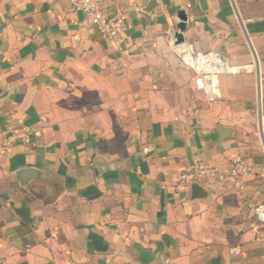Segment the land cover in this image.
Listing matches in <instances>:
<instances>
[{"label": "crops", "instance_id": "obj_1", "mask_svg": "<svg viewBox=\"0 0 264 264\" xmlns=\"http://www.w3.org/2000/svg\"><path fill=\"white\" fill-rule=\"evenodd\" d=\"M102 2L121 51L69 0H0V264H264V0ZM179 11L187 44L246 68L217 102L173 48ZM201 163L226 175L194 200L177 180Z\"/></svg>", "mask_w": 264, "mask_h": 264}, {"label": "built area", "instance_id": "obj_2", "mask_svg": "<svg viewBox=\"0 0 264 264\" xmlns=\"http://www.w3.org/2000/svg\"><path fill=\"white\" fill-rule=\"evenodd\" d=\"M69 3L85 15V20L81 24L84 28L92 27L96 29L104 40L113 44L115 49L122 50L125 42L122 19H111L104 11L102 0H69ZM184 45L186 46L183 53H181L179 48L176 47ZM173 48L180 58L182 67L193 72L196 90L202 92L209 103L221 99L219 80L222 76H238L246 71V68L233 65L228 58L217 52L201 53L187 43L182 45L173 43ZM256 74L258 77L257 88L261 100V84L264 78H261L258 71ZM31 134L30 129L12 132L2 139L1 146L4 150H8L19 139L27 141ZM39 134L34 132L36 136H39ZM253 172V166L244 158L238 157L232 161L229 175L236 182L243 183L244 179ZM258 174L264 179V166L259 169ZM225 175L219 169L201 163L183 170L177 182L180 187L191 188L195 183L202 185L203 183L224 179ZM253 217L256 220L254 230L260 234V231L264 228V202L254 207ZM235 254L239 255L240 251H235Z\"/></svg>", "mask_w": 264, "mask_h": 264}, {"label": "water", "instance_id": "obj_3", "mask_svg": "<svg viewBox=\"0 0 264 264\" xmlns=\"http://www.w3.org/2000/svg\"><path fill=\"white\" fill-rule=\"evenodd\" d=\"M148 11H150V10H147V12ZM177 18H178V25H177L178 32L174 35V43H175V45H182V44L186 43V39H185L184 34L188 31V27H189L188 20H189V18H188V15L186 14L185 11H179L177 14ZM218 131L221 135L224 136L225 132L230 131V129L219 126ZM227 138H228V136H225L223 138V140L227 139ZM191 190H192V197L194 200L207 197V194H206L204 188L197 183L192 185Z\"/></svg>", "mask_w": 264, "mask_h": 264}, {"label": "rangeland", "instance_id": "obj_4", "mask_svg": "<svg viewBox=\"0 0 264 264\" xmlns=\"http://www.w3.org/2000/svg\"><path fill=\"white\" fill-rule=\"evenodd\" d=\"M182 69L184 70L185 68L182 67ZM184 71H190V70L185 69ZM191 74H193V72ZM254 108H255L254 111H255V115H256L257 124H259L260 132H262V134L264 135V130L261 128V125H260V118H261V114H262L261 110H260V112H258V108H256V106Z\"/></svg>", "mask_w": 264, "mask_h": 264}, {"label": "bare ground", "instance_id": "obj_5", "mask_svg": "<svg viewBox=\"0 0 264 264\" xmlns=\"http://www.w3.org/2000/svg\"><path fill=\"white\" fill-rule=\"evenodd\" d=\"M185 46H186V45H184V46H180V47H176V48H179L180 52L183 53V50H184Z\"/></svg>", "mask_w": 264, "mask_h": 264}]
</instances>
